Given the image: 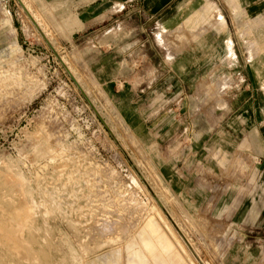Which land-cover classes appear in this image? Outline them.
Here are the masks:
<instances>
[{
    "label": "rangeland",
    "instance_id": "374dc122",
    "mask_svg": "<svg viewBox=\"0 0 264 264\" xmlns=\"http://www.w3.org/2000/svg\"><path fill=\"white\" fill-rule=\"evenodd\" d=\"M211 1L225 26L195 38L162 21L197 0L156 22L122 12L82 30L71 3L0 0V264H128L125 244L153 208L191 264H264V162L252 145L253 128L264 135V67L244 66L241 37L240 66L217 56L251 15ZM252 32L264 37V20Z\"/></svg>",
    "mask_w": 264,
    "mask_h": 264
},
{
    "label": "crops",
    "instance_id": "0c3cea01",
    "mask_svg": "<svg viewBox=\"0 0 264 264\" xmlns=\"http://www.w3.org/2000/svg\"><path fill=\"white\" fill-rule=\"evenodd\" d=\"M177 1L178 0H48V2L53 3H71L75 5L74 9L76 8L80 10V12L77 11L76 13L81 22V30L82 28H88V25L90 24H98L99 22L111 19L113 16H117L118 13L122 12L127 14L140 13L150 17L152 21L156 22L158 19H163L164 17L161 18L162 15L168 13V11L176 5ZM224 2L234 16H245L247 14L251 16L240 21L236 30L229 32V37H227L217 49V56L221 58L227 57L230 59V64H233L231 62H233L234 55L236 57L235 66L239 65L238 63L242 62V54L240 51L241 45L237 37H241L249 44L247 46L248 64L244 66H248L252 71L261 75L262 72L260 68L264 67V37L252 35V30L264 20V0H224ZM24 4L29 9L27 3L25 2ZM248 4H250L253 9H250L247 13V11L244 10V7ZM29 11L31 10L29 9ZM180 11L179 14L175 15L174 13L172 16H169L162 21L163 25L171 32H173L174 29L185 28L193 35V37L197 38V35H203L207 25L220 29H223L225 26V18L223 17V14L211 0H197V3L190 5L187 8L182 5L180 6ZM33 17L38 20L35 14H33ZM5 22L8 24L7 20ZM0 24L3 29V19L0 20ZM10 27L11 29L9 31H5H14L11 22ZM248 27L250 28L249 31ZM194 58L193 49H187L182 61L190 62V64H192V61L195 60ZM239 78L240 83L243 78ZM231 81L230 74L215 77L214 82L216 83L217 92H224L225 89L232 84ZM261 87L264 90V79L261 81ZM246 95L248 96V93H246ZM237 96L238 95H236V98L238 99ZM217 103L221 104L222 100H217ZM253 130L255 132L254 134H256L255 141L252 144L253 148L258 151L259 156L263 158L261 161L264 162V135H262L261 131H258L257 127L253 128ZM251 134H253V132H251ZM222 148L223 147L220 146L214 154L219 162H223L225 157ZM245 169V165H239L241 173H243ZM254 178V174H251L250 184L254 181ZM262 189H264V186ZM246 196H249V203L245 205L243 212H250V218L252 220L257 218L259 210L257 209L256 199L251 192L247 190ZM262 205H264V200L262 201ZM135 225V234L131 239L127 240L124 248L128 253V264H191L190 257L187 253L189 250L186 249L178 234L174 231V228L170 226L169 222L163 217L157 208L152 209L147 215L145 222L144 218L142 220L139 219ZM262 226L264 227V215ZM206 238L203 235L202 239ZM119 253L120 249H117L118 257H120ZM148 257L153 260V263L143 261V258L145 259ZM204 263L209 264L207 261ZM89 264L96 263L90 261ZM114 264H118V262Z\"/></svg>",
    "mask_w": 264,
    "mask_h": 264
},
{
    "label": "bare ground",
    "instance_id": "6f19581e",
    "mask_svg": "<svg viewBox=\"0 0 264 264\" xmlns=\"http://www.w3.org/2000/svg\"><path fill=\"white\" fill-rule=\"evenodd\" d=\"M24 6H25V8L27 9V10H29L28 8H27V6L24 4ZM228 49H229V47H228ZM172 218V217H171ZM172 220H173V218H172ZM174 221V220H173ZM175 222V221H174ZM21 224V223H20ZM175 224H176V222H175ZM171 226V225H170ZM179 228V227H178ZM179 230H180V228H179ZM1 231H4L3 229L1 230ZM5 233V234H4ZM4 235H6V231H4ZM0 234H1V232H0ZM12 234V233H11ZM15 234V233H14ZM8 236V235H7ZM165 237V236H164ZM8 238H9V236H8ZM12 238V237H11ZM166 239V238H165ZM169 244V243H168ZM11 247V246H10ZM173 247V246H172ZM26 248V247H25ZM194 250V249H193ZM27 252H29V251H27ZM32 254V253H31ZM24 255V254H23ZM28 256V255H27ZM29 257H31V256H29ZM202 264H205V263H203V261H202Z\"/></svg>",
    "mask_w": 264,
    "mask_h": 264
},
{
    "label": "water",
    "instance_id": "95a60500",
    "mask_svg": "<svg viewBox=\"0 0 264 264\" xmlns=\"http://www.w3.org/2000/svg\"><path fill=\"white\" fill-rule=\"evenodd\" d=\"M173 222V221H172ZM173 224H174V222H173Z\"/></svg>",
    "mask_w": 264,
    "mask_h": 264
}]
</instances>
